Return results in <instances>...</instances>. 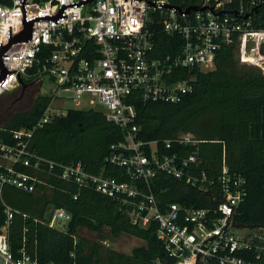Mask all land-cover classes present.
I'll use <instances>...</instances> for the list:
<instances>
[{"label":"built area","instance_id":"1","mask_svg":"<svg viewBox=\"0 0 264 264\" xmlns=\"http://www.w3.org/2000/svg\"><path fill=\"white\" fill-rule=\"evenodd\" d=\"M165 5L167 0H9L0 5V98L21 90L19 79L26 88L36 85L51 97L32 129L12 132V143L0 141V193L3 186L32 193L44 185L38 176L20 171L27 168L93 189L117 205L133 225L145 228L156 222V239L174 264H264V229L243 235L230 232L231 216L245 195V180L230 174L224 159L216 179L198 175L201 141L191 134L165 142L167 150L176 146L170 155L161 153L156 141H140L136 111L128 102L131 95L144 103L180 102L193 90V73L211 70L223 45H233L238 60L264 76V22L255 21L264 0H202L198 8L205 10L188 16ZM157 12L163 32L181 39L174 55L153 57L149 25ZM27 26L29 38L21 40ZM45 83L54 88L47 90ZM65 101L74 105L71 109H84L82 104L86 109L102 107L105 120L121 129L123 141L110 147L106 161L122 168L127 181L92 175L81 162L58 165L31 152L33 130L64 116L70 109L62 105ZM186 147L189 153L182 152ZM159 174L210 195L217 184L220 198L213 212L218 217L210 219L208 210L176 204L162 211L151 190ZM4 207L0 257L11 264H38L24 252L12 256L7 227L14 210ZM70 218L65 210L54 209L48 226L66 231Z\"/></svg>","mask_w":264,"mask_h":264},{"label":"trees","instance_id":"2","mask_svg":"<svg viewBox=\"0 0 264 264\" xmlns=\"http://www.w3.org/2000/svg\"><path fill=\"white\" fill-rule=\"evenodd\" d=\"M167 2L185 10L199 7L202 0ZM8 4L9 0H0V5ZM257 15L256 23H263L264 5ZM152 19L149 28L153 34V57L178 53L181 39L163 32L161 24L156 22L158 12ZM193 74L192 92L176 104L144 103L137 95L129 97L128 102L136 111L137 137L142 142L156 141L157 149L167 155L173 153L176 146L167 150L165 142L182 134L199 139L201 162L195 170L198 175L204 173L207 179H216L221 174L224 159L229 173L245 180L243 201L231 216L234 227L264 229V76L255 67L240 64L233 45L219 48L211 70ZM24 91L18 93L22 95ZM29 101L26 110L14 111L3 121L0 141L12 143V132L32 129L51 97L36 93ZM122 141L121 129L108 123L101 111L69 109L64 116L33 130L29 148L35 155L58 165L81 162L92 175L127 181L122 168L106 161L111 154L110 147ZM190 151V147L182 149L183 153ZM20 171L38 176L44 185H37L32 193L11 186L1 189L0 233L6 205L14 210L7 227L9 250L14 258L24 252L38 264L175 263L156 239V222L145 228L133 225L117 205L91 188H80L51 175H38L27 168ZM218 188L215 184L210 195L164 174L157 175L151 183L162 211L169 204H176L183 209L208 210L210 219L218 217L213 212L220 198ZM54 209L70 214L66 231L48 226ZM81 229L90 233L105 229L112 238L133 237L143 245L132 248L129 253L119 252L81 237Z\"/></svg>","mask_w":264,"mask_h":264},{"label":"rangeland","instance_id":"3","mask_svg":"<svg viewBox=\"0 0 264 264\" xmlns=\"http://www.w3.org/2000/svg\"><path fill=\"white\" fill-rule=\"evenodd\" d=\"M236 59L238 60L237 57ZM240 64H243V63L240 62ZM45 84H46L47 90H49L50 88H54V86H51L47 83ZM18 92L19 90L11 93L13 95L9 94V95H6L0 98V126L3 125V121L6 120L12 112L26 110L30 105L29 104L30 96L32 95L35 96L36 93H40L36 85L29 87L26 91H24L22 95H20ZM64 95L65 94H61V96H64ZM55 105H59V104L55 103ZM62 105L65 108H70V109L73 108L74 106L69 101H65ZM82 107H84V109L88 108V106H86L85 104H82ZM92 108H94V110L103 112V108L97 105L93 106ZM230 232L235 235H243V234H247L249 232V229L234 227L233 229L230 230ZM79 235L91 241L100 242L106 247H109L116 251L124 252V253H129L132 250V248L143 245L141 241L133 237L120 236L116 239L112 238L109 232L105 229L102 230L100 233H90L84 229H81L79 231Z\"/></svg>","mask_w":264,"mask_h":264},{"label":"water","instance_id":"4","mask_svg":"<svg viewBox=\"0 0 264 264\" xmlns=\"http://www.w3.org/2000/svg\"><path fill=\"white\" fill-rule=\"evenodd\" d=\"M164 7L165 8H175L180 15H184V16H188L191 12H200V11L205 10V8H198V7H189L187 9H185V10H182V9H179V8H176V7H172L170 5H165ZM29 32H30V30H29V27L27 26L26 33L21 38V40H23V39L25 40V39L29 38ZM14 41H20V37L17 38V39L12 40L11 42H14ZM5 49H6V47H4L2 49V51H4ZM19 82L21 84V91H24L25 88H26V84H24L20 79H19ZM0 264H11V263L7 262L5 259H3L2 257H0ZM196 264H199V261L198 260H197V263Z\"/></svg>","mask_w":264,"mask_h":264}]
</instances>
